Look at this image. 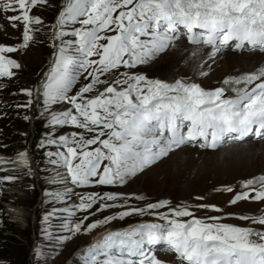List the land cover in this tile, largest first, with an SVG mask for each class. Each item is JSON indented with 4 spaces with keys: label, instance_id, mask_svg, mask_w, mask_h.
I'll return each mask as SVG.
<instances>
[{
    "label": "snow or ice",
    "instance_id": "obj_1",
    "mask_svg": "<svg viewBox=\"0 0 264 264\" xmlns=\"http://www.w3.org/2000/svg\"><path fill=\"white\" fill-rule=\"evenodd\" d=\"M48 4L49 0H0V14L17 13L7 19L13 28L23 26L20 49L28 47L37 26L43 23L40 16L32 14L33 9ZM70 23L81 27L69 33L64 28ZM55 28L61 46L43 85V96L46 105L67 102L73 107L53 114L51 124H71L96 133L91 138L73 133L71 140L61 136L59 141H49L67 146L66 153L49 156L60 157L72 184L124 183L189 141L200 139V147L215 148L226 137L244 140L254 130L264 138V69L225 80V85L250 86L232 87L230 90L236 93L232 97L226 96L225 87L205 90L196 83L178 80L169 84L130 72L123 73V79L112 76L121 67L134 68L166 51L181 32L191 44L210 46L214 52L228 46L264 50V0H64ZM105 32L116 34L103 35ZM68 35L78 39L63 41ZM17 50L0 45V78L14 77L13 70L21 67L6 55ZM82 73H87L85 79L90 77L91 81L69 95ZM94 91L96 95L87 96ZM24 92L33 95L31 89ZM182 121L190 122L186 133ZM104 136L108 138L101 139ZM97 143L102 148L87 150ZM21 158L27 166L26 154ZM103 161L109 163L101 168ZM4 179L12 181L14 177ZM243 187L255 192L252 200L264 202V176L246 181ZM249 198L250 192L243 191L231 203ZM116 199L111 194H89L81 197L76 207L91 213L99 205L97 211H103L116 207L103 201ZM164 206L165 202L149 204L148 209ZM133 212L143 213L144 209L124 211L120 218ZM172 215L175 218L160 217L166 223L109 233L87 250L85 264H162L155 255L148 254L147 245H166L174 252L177 264H264V231L217 222L220 217L196 218L187 206L174 209ZM184 217L191 219H181ZM116 218L104 217L84 225L86 215L74 226L65 227L76 233H90ZM238 218L264 226V215Z\"/></svg>",
    "mask_w": 264,
    "mask_h": 264
},
{
    "label": "rangeland",
    "instance_id": "obj_2",
    "mask_svg": "<svg viewBox=\"0 0 264 264\" xmlns=\"http://www.w3.org/2000/svg\"><path fill=\"white\" fill-rule=\"evenodd\" d=\"M63 3L64 0H49L47 6L33 9L32 14L40 16L43 23L37 26L38 30L34 33V40L29 42L26 49L19 47L23 43V26L13 28L7 19V16L17 13L8 11L0 14V45L17 47L16 52L6 55L21 65L19 69L13 70L14 77L0 78V155L5 156L10 162L7 165L11 166L6 168L0 163V247L6 251V256L0 257V261L8 264H67L78 250L91 248L90 244L94 240L98 243L109 233L126 232L145 224L166 223V220L160 219L161 216L175 218L172 215L173 210L185 206L194 212L196 218L207 220L210 217H220L217 222L230 225L235 224L228 220L230 216L226 213L227 211L240 209L249 214L250 209L246 208V201H238L234 205L231 203L235 194L241 193L246 188L236 186V188L238 187L237 191H227L228 187L230 188L229 185L232 184L214 180L213 169L207 177L203 178L204 181L201 180L202 173L198 174L197 170L203 168L200 166L204 163L202 157H194L195 162L185 159L178 163L175 160L181 150L190 155L194 148V141L193 144L189 141L174 148L166 157L128 177L124 183L91 184L88 186L71 183L69 173L66 167L62 166L60 157L49 156V153H66L67 146L61 143L50 144L49 141L53 139L59 141L61 136H67L71 140L73 133L91 138L96 133L77 129L71 124H51L53 114L58 115L73 106L67 102L45 104L43 85L48 80L57 59L58 47L61 46V40L55 38V33L59 31L55 25ZM80 27V24L70 23L65 26L64 30L71 33ZM102 34L115 35L116 33L105 32ZM180 36L187 37L183 32ZM76 39L78 38L71 35L62 38L65 42ZM194 49L192 48V51ZM228 50L235 49L228 46ZM98 58L92 57V59ZM206 64L209 65V63ZM151 65V62L150 64L147 62L131 69L121 67L112 76L116 79H123V73L130 72L135 75H144L147 79L173 84L168 79H159L160 73L165 71L158 67L153 68ZM248 67L247 64H244L243 68ZM257 67L253 66L252 70ZM221 69L222 72L231 74L241 70L238 65L233 68L226 66ZM86 75L87 73H82L78 77L69 95H75L85 83L91 81L90 77L85 79ZM103 78L101 77V79ZM25 89H31L33 95H26ZM100 90H103L102 87ZM96 94L94 91L87 96L92 97ZM29 101H32L30 105ZM184 129H188V121L186 124H182V131L186 133L187 131ZM106 138L108 137H101V139ZM252 143L246 144V146L251 147ZM196 144L200 145V143ZM222 145L226 144L222 142ZM96 147L102 148L97 143L88 146L87 150H94ZM216 149L218 148H203L204 151ZM21 154H26L27 158H30L31 154L37 170L32 164L28 167H19L18 163H14V157ZM53 160H56L57 163H52ZM108 163L109 161H103L101 168ZM9 176L14 179L12 181L4 179ZM255 187L258 189L259 185ZM67 188H70L68 193L59 195L62 198L51 196L52 192ZM248 190L250 193H254V191L251 192L252 189L248 188L246 191ZM233 193L235 194L232 196ZM89 194L105 197L109 194L115 195L116 200H105L103 203L114 204L116 207L97 211L98 205L94 206L91 213L82 212L76 206L81 202V197H86ZM162 202H165L164 207L148 209L149 204ZM200 205L209 207H199ZM213 205L222 211H214L211 207ZM65 209L69 211L66 212ZM133 209H144V212H133L129 216L120 218V213L131 212ZM19 213H24V217H21ZM70 213H75V215H70ZM86 215L88 219L84 220V225L103 220L104 217L115 216L117 218L90 233L83 230L76 233L65 227L66 224L74 226ZM181 219L187 221L191 217ZM99 232L105 233L98 239H94ZM146 251L149 255H155L162 264L167 263V258H169L170 264H177L174 252L169 250L166 245H147ZM76 257L82 258L83 264H85L86 254L77 253Z\"/></svg>",
    "mask_w": 264,
    "mask_h": 264
},
{
    "label": "bare ground",
    "instance_id": "obj_3",
    "mask_svg": "<svg viewBox=\"0 0 264 264\" xmlns=\"http://www.w3.org/2000/svg\"><path fill=\"white\" fill-rule=\"evenodd\" d=\"M192 48H195L194 51H192ZM243 50L246 51L228 50V47H225L220 52H214L213 48H211L210 46L193 45L187 40V37L180 36L178 39L173 41V43L169 47H167L166 51L158 53L148 62L149 64L150 62L152 63L151 66H153V68L158 67L162 71H165L164 73H160L159 75V79L161 80L168 79L173 84L178 80L185 83H196L205 90H214L219 87H225L226 89H228V91H226V96L232 97L236 95V93L230 90L232 87L243 88L250 86H246L244 84L225 85V80L233 77H241L245 74L253 72H258L262 67L264 69V50H253L247 47ZM206 63H209V65H207ZM244 64H247L249 67L243 68ZM237 65L240 66V71L234 72L232 74L229 72L227 73L221 71L222 67L228 66L233 68ZM253 66H258L254 69L256 71L252 70ZM186 122L187 121H182L181 124H186ZM189 125L190 122L188 121V127ZM190 142L193 144V141ZM202 142L203 141L200 139H198V141H194V148H192L190 155H187V153H184L181 150V152L178 153L175 158L178 163L182 162V160L185 159H189L190 161L195 162L194 157L197 156L198 158H204V163L200 164V166H203V168L201 167L202 169L197 170L198 174L201 175L202 173L201 180L207 177L211 169H213V172L215 174L214 180H217L219 182L226 181L224 184H232L229 186L233 190V192H235L238 190V187L236 188V186H241V188H244L243 186L246 181L259 179L260 177L264 176V158L261 159L262 157H264V138L252 137L247 139L245 141L246 143L244 141L243 143L239 141L233 142L231 140L223 142L226 145H222L221 142L217 146L218 149L214 151H204L202 147L196 144ZM251 142L254 143H252L251 147L246 146V144H249ZM26 159L28 161L27 166L23 163L21 155H16L14 157V163H18L19 167H28L31 165V158L26 157ZM215 160H218L219 162H216ZM0 163L3 164V167H11L7 165L10 162L5 158V156L0 155ZM246 190L247 189H244L241 192ZM69 191L70 188L63 189L57 192L54 191L51 193V196L68 193ZM234 194L235 193H233L232 196ZM237 194L239 193H236L235 195ZM254 195L255 192L250 193V198L246 200V208L250 209L249 214L242 212L240 209L227 211L226 213L230 216L228 220L232 221L236 226H253L264 230V226L253 224L251 220H241L238 218L242 215L256 217L264 215V202L252 200L251 196ZM19 215L21 217H24V213H19ZM104 233L105 232H99L94 237V239H98L99 237L104 235ZM168 260L169 258L166 259V264H170Z\"/></svg>",
    "mask_w": 264,
    "mask_h": 264
},
{
    "label": "trees",
    "instance_id": "obj_4",
    "mask_svg": "<svg viewBox=\"0 0 264 264\" xmlns=\"http://www.w3.org/2000/svg\"><path fill=\"white\" fill-rule=\"evenodd\" d=\"M86 253H87V250L84 249V250L82 251V254L85 255ZM5 256H6V251H5V249H4L3 247H0V257H5ZM0 264H8V263H5V262H3V261H0ZM71 264H83V259L80 258V257H76V256H75V257L72 259Z\"/></svg>",
    "mask_w": 264,
    "mask_h": 264
},
{
    "label": "water",
    "instance_id": "obj_5",
    "mask_svg": "<svg viewBox=\"0 0 264 264\" xmlns=\"http://www.w3.org/2000/svg\"><path fill=\"white\" fill-rule=\"evenodd\" d=\"M30 158H31V164H32V166L36 169V165H35V162H34V158H33V156L30 154ZM37 170V169H36ZM73 257H71V259H72Z\"/></svg>",
    "mask_w": 264,
    "mask_h": 264
}]
</instances>
